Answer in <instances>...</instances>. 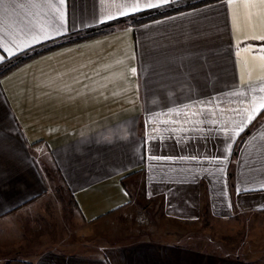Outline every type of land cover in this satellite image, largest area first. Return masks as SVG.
<instances>
[{"label": "crops", "instance_id": "0c3cea01", "mask_svg": "<svg viewBox=\"0 0 264 264\" xmlns=\"http://www.w3.org/2000/svg\"><path fill=\"white\" fill-rule=\"evenodd\" d=\"M184 1L146 8L140 0V11L122 16L136 0H65L61 22L55 3L3 0L0 65ZM41 28L50 37L32 42ZM260 35L259 0L231 7L222 0L140 25L117 24L0 77V264H264L149 239L93 254L45 250L31 259L12 226L20 210L49 192L50 168L88 225L140 198L159 201L167 218L182 222L198 221L204 204L213 219L264 212V118L235 156L242 132L232 135L251 112L252 96H264V61L257 58L264 40L250 39Z\"/></svg>", "mask_w": 264, "mask_h": 264}, {"label": "rangeland", "instance_id": "374dc122", "mask_svg": "<svg viewBox=\"0 0 264 264\" xmlns=\"http://www.w3.org/2000/svg\"><path fill=\"white\" fill-rule=\"evenodd\" d=\"M46 172L52 178L49 192L20 210L12 224L19 247L27 249V258L45 250L93 254L149 239L264 262V212L236 215L228 220L213 219L207 216L204 204L198 221L182 222L167 218L159 201L140 198L127 209L88 225L79 216L70 195L54 178V168Z\"/></svg>", "mask_w": 264, "mask_h": 264}, {"label": "trees", "instance_id": "16d2710c", "mask_svg": "<svg viewBox=\"0 0 264 264\" xmlns=\"http://www.w3.org/2000/svg\"><path fill=\"white\" fill-rule=\"evenodd\" d=\"M218 1H222V0H186L184 2H181L179 4H172L168 7L165 8H159L156 10H151L149 12L140 14V15H136V16H132L129 18H123L120 20H117L115 22H111L108 24H105L103 26H100L98 28L92 29V30H88L86 32H84L83 34H81V36L79 38L76 39H72V36H69V40H65L64 42H60L57 43L51 47L42 49V50H31V51H27L23 54H20L18 56L9 58V59H5L4 62L0 65V77H2L3 75L13 71L14 69L20 67L21 65L25 64L26 62L32 60L33 58L49 51V50H53V49H57L63 46H66L68 44H72L73 42H77V41H83V40H88L100 35H104L107 33H110L113 30V27L117 24H128V25H140L146 22H150L153 20H157L163 17H167L173 14H177L180 12H184V11H188L197 7H201L210 3H214V2H218ZM262 119L264 118V111L259 115V117L257 118V120H255V122L253 124H251V126L249 128H247L245 131L242 132V134L239 136V138L237 139V143L235 146V150L233 152V155L235 156L237 151L241 148L243 142L245 141L246 137L249 136L250 131L252 128H254L257 124H258V119ZM228 178H229V184H231L232 181V174L229 172L228 174Z\"/></svg>", "mask_w": 264, "mask_h": 264}, {"label": "snow or ice", "instance_id": "6c2138e0", "mask_svg": "<svg viewBox=\"0 0 264 264\" xmlns=\"http://www.w3.org/2000/svg\"><path fill=\"white\" fill-rule=\"evenodd\" d=\"M245 2H247V0H245ZM0 3H3V0H0ZM53 3L61 6L60 10L58 12L59 15V20L61 22H63L64 20V13L62 11V6L65 3V0H45V4H47V6L52 7ZM168 3V0H158V3H154L153 0H145L143 7L146 8H154V7H158L160 6V4H165ZM228 6L231 7L234 3H236V0H227ZM259 4L264 7V0H259ZM141 10V3L140 0H136L135 3H132L130 5V7L125 8V10L120 12V15H128L129 11L131 12H136V11H140ZM109 19H112V16L108 17ZM234 23H235V16H234ZM54 31H56L57 33H59L60 29L56 28L54 29ZM51 33L46 29V28H41L39 30L38 34H33L31 37L32 42H37L41 39H48L50 37ZM250 39H259V40H264V35H260V36H255V37H250ZM27 45V42H25V46ZM17 48H20L21 45L17 44L16 45ZM7 51H11V49H6ZM245 51H250V48L245 49ZM259 53L260 55L257 57L258 59H260L261 61H264V47H261L259 49ZM3 57L0 56V60H2ZM262 70H264V65H262ZM132 74L136 73V69L132 68L131 69ZM260 92H264V87H261L258 89ZM250 91L252 93H255L257 91V89L255 87H250ZM234 95L239 96V97H244L246 95V93L242 90H236L234 93ZM257 100H260L261 102L259 104L256 103ZM243 102V101H241ZM252 103H253V107L251 109V112L247 114L246 116V120L244 122H242V124L233 131L232 135L233 136H238L240 135L241 132L244 131V127L251 123L254 119H255V115L259 114V111L261 109H264V96L261 97H257L255 95L252 96ZM242 111L244 112H248L247 109H243ZM152 159L155 160H161V159H173L171 157H152ZM180 159H188L187 157H181ZM192 159H196L195 157H192ZM241 189H238L237 191L239 192ZM244 191H247L248 189H243Z\"/></svg>", "mask_w": 264, "mask_h": 264}]
</instances>
